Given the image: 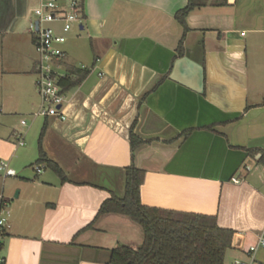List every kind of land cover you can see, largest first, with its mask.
<instances>
[{
	"label": "crops",
	"instance_id": "0c3cea01",
	"mask_svg": "<svg viewBox=\"0 0 264 264\" xmlns=\"http://www.w3.org/2000/svg\"><path fill=\"white\" fill-rule=\"evenodd\" d=\"M37 3L0 0V162L15 171L0 172L5 264H109L115 248L140 247V224L100 214L124 198L129 168L145 172L142 205L215 216L234 232V261L249 264L264 229V0H207L186 33L175 15L188 0H83L89 52L65 54L90 72L67 93L66 119L33 115ZM43 129L66 181L36 170ZM252 264H264V248Z\"/></svg>",
	"mask_w": 264,
	"mask_h": 264
},
{
	"label": "trees",
	"instance_id": "16d2710c",
	"mask_svg": "<svg viewBox=\"0 0 264 264\" xmlns=\"http://www.w3.org/2000/svg\"><path fill=\"white\" fill-rule=\"evenodd\" d=\"M206 4L207 0H188L187 6L176 13L175 18L182 25L184 33L188 30L186 17L189 13ZM183 38L178 46L179 51ZM65 66L66 77L60 80V84L63 91L68 93L80 85L90 71L67 62ZM44 132L45 129L39 138L37 164L45 165L62 181H66L63 170L48 158L43 149ZM130 140L134 147L141 143L133 131ZM249 152L251 153L248 151L247 154ZM259 161H264V154ZM144 175L145 172L141 169L129 168L124 198L113 195L100 208V214L119 213L129 216L144 230V241L140 247L115 248L109 264H226V255L232 247L234 232L219 227L215 216L176 213L142 205L140 188Z\"/></svg>",
	"mask_w": 264,
	"mask_h": 264
},
{
	"label": "built area",
	"instance_id": "2783aa9c",
	"mask_svg": "<svg viewBox=\"0 0 264 264\" xmlns=\"http://www.w3.org/2000/svg\"><path fill=\"white\" fill-rule=\"evenodd\" d=\"M82 12L83 0H38L37 7L33 9L36 19L30 23V31L34 35V46L38 54L35 72L37 92L41 99L39 109L33 113L35 117L66 119L62 109L67 100V93L60 84V80L66 77V54L63 45L73 28L80 27ZM22 124L25 125L26 121L23 120ZM17 137L18 144L24 146L23 134H18ZM36 170L41 172L43 166H37ZM0 172L4 177L15 176V171L8 168L3 161L0 162ZM233 182L240 181L233 179ZM5 222L6 219L0 217V252ZM260 248H264V229L257 234L256 243L248 248L249 264L253 263L255 253ZM1 263H5L2 256H0ZM233 264L243 263L235 260Z\"/></svg>",
	"mask_w": 264,
	"mask_h": 264
},
{
	"label": "rangeland",
	"instance_id": "374dc122",
	"mask_svg": "<svg viewBox=\"0 0 264 264\" xmlns=\"http://www.w3.org/2000/svg\"><path fill=\"white\" fill-rule=\"evenodd\" d=\"M37 5H38V3L36 5H33V7H32V12L30 14L28 24H27L28 30L30 29V23L36 19V16L33 13V9L35 7H37ZM77 33H79L81 35V37H77L76 36ZM84 34L85 33L83 31H79L77 26H75L73 28L72 32L69 34L67 42L63 45V50L68 51V49H69L70 53L73 52L76 56L80 57L81 59L84 58L86 56V53L88 54V52H89V46H88V43L86 42V38H83ZM90 57L91 56L89 54V58ZM81 62H84V61H81ZM84 64H86V66H89V63H84ZM38 109L39 108H37L35 111H37ZM31 119H32V117H30V116H26L24 118V120L27 121L28 124L30 123L29 120H31ZM39 119H42V118H39ZM7 182H8V179H7ZM226 257H227V260H229L230 262H232V263L234 262V259H233L232 255L229 253V251H228Z\"/></svg>",
	"mask_w": 264,
	"mask_h": 264
},
{
	"label": "water",
	"instance_id": "95a60500",
	"mask_svg": "<svg viewBox=\"0 0 264 264\" xmlns=\"http://www.w3.org/2000/svg\"><path fill=\"white\" fill-rule=\"evenodd\" d=\"M247 154V153H246Z\"/></svg>",
	"mask_w": 264,
	"mask_h": 264
}]
</instances>
